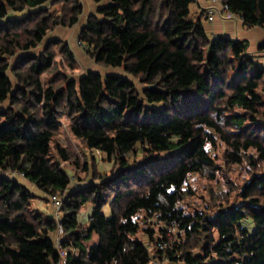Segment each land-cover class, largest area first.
<instances>
[{"label": "trees", "instance_id": "1", "mask_svg": "<svg viewBox=\"0 0 264 264\" xmlns=\"http://www.w3.org/2000/svg\"><path fill=\"white\" fill-rule=\"evenodd\" d=\"M107 1L79 40L142 89L128 76L75 75L69 42L42 44L79 21L81 0H0V264L60 259L58 219L8 170L63 198L67 264H264V43L252 52L247 40L211 36L203 14L191 16L195 0ZM225 1L264 29V0ZM96 151L112 168L98 171ZM231 170L246 173L241 184ZM220 175L227 190L212 186ZM195 196L203 203L188 210Z\"/></svg>", "mask_w": 264, "mask_h": 264}, {"label": "crops", "instance_id": "2", "mask_svg": "<svg viewBox=\"0 0 264 264\" xmlns=\"http://www.w3.org/2000/svg\"><path fill=\"white\" fill-rule=\"evenodd\" d=\"M81 1L83 4V12L80 15L79 21L73 27L58 26L62 30V35L57 36L58 39L63 40V41H67L69 43H72L71 39L75 38V37H77L76 39L79 40L80 30L86 24L89 16L92 14H96L97 10L100 7L106 5L108 2L107 0H104L101 2H96L94 0H81ZM49 3L51 4L52 1H50ZM211 7L220 9V3L217 1H213V0H195L190 5V11H191L192 17H199L200 15L203 14L202 17L204 19L206 30L211 36H224V37H228V38H232V39L247 40L249 43V49L252 52H256L258 47L264 43V29L260 28V27H250V26L246 25L243 18L240 17L239 15H236L233 18H227L221 14H217L212 21H208L206 18L205 11H206V9L211 8ZM53 33L54 32H52V34H51L52 38L49 39V41L56 38V36H54ZM80 46H78V47H76V45L71 46L72 50L74 51V53L78 59V63L81 62L79 57L81 55L83 56L86 54V52L83 49L84 47H82V46L80 47ZM81 66H82V64H81ZM87 70H95V71L100 72V70L94 69V68H89V69L87 68V69L82 70V71H87ZM107 74H117V73L107 72L104 75H107ZM118 75L126 76V73L124 72V74H118ZM8 104L9 103H4V105H6L5 108L8 106ZM99 153L102 154V156H104V157L106 156L104 153H101V152H99ZM107 163H110V162H107ZM111 166H112V164H111ZM110 168H108V170ZM97 169L100 172H104L100 168H97ZM84 174L85 173H82L81 176L86 175V174L85 175ZM12 176L16 177L17 179H19L23 183L27 184L30 187L31 191H33L36 194V198L34 199V205L38 210L45 212L50 217L54 216L57 218V215H56L57 211L54 207V204H53L52 200L50 198H48V196L44 192L39 190L35 185L28 183L24 177H22L20 175H12ZM88 181H92V176H90L88 178ZM75 184L80 185L81 182L78 179L74 178L73 185H75ZM91 210H92V208L89 205L82 209V212L79 214V220L81 223L87 224ZM57 236H58V234H57ZM56 239H57V237H56ZM95 239H96V236L94 235L92 238V242L95 241ZM73 250H74V248H73Z\"/></svg>", "mask_w": 264, "mask_h": 264}, {"label": "rangeland", "instance_id": "3", "mask_svg": "<svg viewBox=\"0 0 264 264\" xmlns=\"http://www.w3.org/2000/svg\"><path fill=\"white\" fill-rule=\"evenodd\" d=\"M15 17H17V16H15ZM52 32H54L53 33V35L54 36H56V38L55 39H58V37L57 36H61L62 35V30L60 29V27H56L55 29H53V30H51L49 33H48V35L46 36V38L43 40V43L42 44H45V43H48V41H49V39H51L52 38V36H51V34H52ZM77 37H75V38H72L71 40H72V43H70V45L72 46H74V45H76V47H78V46H80L79 44H78V39H76ZM42 47L43 46H40L37 50H35V51H40L41 49H42ZM81 47V46H80ZM84 49V51L86 52V54L85 55H79L80 57V63L82 64V66H81V64L79 63V68H78V70H77V72H75V73H73V74H75V75H78L82 70H85V69H89V68H94V69H98V70H100V72L102 73V74H106L107 72H112V73H117V74H124V70L123 69H120V68H112V67H105V66H103V65H101V64H99V63H97L96 62V60L88 53V50L86 49V48H83ZM261 54V56H260V60L261 61H264V52H261L260 53ZM17 58V57H16ZM15 60V59H14ZM126 76H128V77H131L130 75H127L126 74ZM132 78V80H134L137 84H138V87L139 88H143L144 87V85L143 84H141L136 78H134V77H131ZM4 103H8V100H6L5 102H3V104L1 103L0 104V109H3V108H5V106L6 105H4ZM152 105H154V106H157V107H160L161 105L160 104H152ZM60 137V139H61V141L62 142H64V143H66V137H67V135H65V134H61V136H59ZM91 154L92 153H89V156H90V161H92V157H91ZM93 155H95L96 156V158H95V167L96 168H100L101 170H103L104 172L105 171H108V168H112V166H113V162L112 161H110L108 158H107V156H102V154H100L99 153V151H96ZM107 162H110V163H107ZM94 163L93 162H91V165H93ZM111 164H112V166H111ZM246 173H242V174H239L238 172H234V170H231L230 171V174H229V178H228V180H231L232 179V183L234 184V186L235 185H239V184H241L242 183V181H243V178H244V175H245ZM85 175V174H84ZM203 184H205L204 182H201V181H198L197 179L196 180H194V183H193V185L197 188L198 187V190H199V192H201L200 191V189L199 188H201L202 187V185ZM212 186L214 187V188H216L217 190L218 189H224V190H227L228 189V187H229V184H227L226 183V181H225V178H224V176L223 175H220V181H213L212 182ZM198 196H195V197H193L192 199H188L189 201L188 202H185L184 203V205H186V204H188V206H189V208H188V210H190V209H193L195 206H199L200 207V204L201 203H203V201H202V199L200 198V197H198ZM183 205V204H182ZM188 206H186V207H188ZM104 212L109 216L111 213H110V208H109V206H105L104 207ZM138 236H142V234L140 233ZM146 239V238H145ZM144 239V240H145ZM147 239H149V238H147ZM86 241V243H91L92 242V237H90V238H88V239H86L85 240ZM153 264H165V262H162V261H158V262H154Z\"/></svg>", "mask_w": 264, "mask_h": 264}, {"label": "built area", "instance_id": "4", "mask_svg": "<svg viewBox=\"0 0 264 264\" xmlns=\"http://www.w3.org/2000/svg\"><path fill=\"white\" fill-rule=\"evenodd\" d=\"M213 1H217L220 3V9L214 8V7L206 9L205 13H206V18L208 21H212L217 14H221L227 18H233L236 16V14L231 11L229 4L225 0H213ZM78 43L82 47L86 48L87 50L90 48L85 42L78 40ZM5 173L10 174L11 176L17 175V172L10 171V170L6 171ZM18 175L23 176L24 173H20V174L18 173ZM51 200H52L54 207L57 211L56 215H57V219L59 221V229H58V236L56 239V243L58 245V249H59V253H60V259H59L57 264H67L68 254H69L70 250L62 245V241L64 240V230H63L62 224L60 223V210H61L62 205H63V198L58 194V195H52ZM156 217H159V215L157 214ZM166 229H167L168 234H172L174 232V229H175V224H174V226L166 227ZM167 246H169V244L165 240L164 241H158L155 244V248H157L159 250L165 249ZM72 251L77 255L80 254V251L77 248H74V250L72 249Z\"/></svg>", "mask_w": 264, "mask_h": 264}, {"label": "water", "instance_id": "5", "mask_svg": "<svg viewBox=\"0 0 264 264\" xmlns=\"http://www.w3.org/2000/svg\"><path fill=\"white\" fill-rule=\"evenodd\" d=\"M50 1H53V0H50ZM110 2H112V1H110ZM12 14V13H11ZM154 86H150V88H153Z\"/></svg>", "mask_w": 264, "mask_h": 264}]
</instances>
